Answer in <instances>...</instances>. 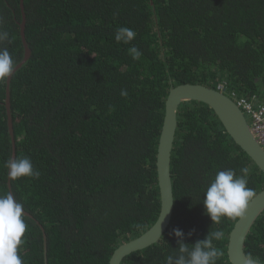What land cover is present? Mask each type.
Instances as JSON below:
<instances>
[{"label": "trees", "instance_id": "16d2710c", "mask_svg": "<svg viewBox=\"0 0 264 264\" xmlns=\"http://www.w3.org/2000/svg\"><path fill=\"white\" fill-rule=\"evenodd\" d=\"M30 59L11 79L16 156H27L37 179L10 180L11 139L0 84V196L11 193L44 228L47 264H109L116 247L145 232L160 210L156 146L170 88L201 84L264 106V0H24ZM19 0H0V44L15 65L23 56ZM135 31L128 44L118 28ZM135 46L140 56L133 59ZM126 93V94H125ZM171 161L172 219L159 241L122 264H165L184 243L214 241L230 264L228 233L236 219L212 225L203 193L221 170L247 167L248 187L264 175L221 127L214 112L182 103ZM10 182V190L7 183ZM27 225L19 255L44 264L43 237ZM191 233V235H189ZM245 253L264 264V212L245 240Z\"/></svg>", "mask_w": 264, "mask_h": 264}, {"label": "water", "instance_id": "95a60500", "mask_svg": "<svg viewBox=\"0 0 264 264\" xmlns=\"http://www.w3.org/2000/svg\"><path fill=\"white\" fill-rule=\"evenodd\" d=\"M21 22L19 23V37L23 48L21 61L15 67L14 73L5 82L4 107L7 117V128L11 139V157L15 159L16 146L11 116V101L9 85L12 76L30 59L31 49L25 35L26 14L24 12V0H19ZM197 102L208 106L221 123V127L233 140V142L248 156L255 167L264 175V151L256 142L246 119L238 107L223 93L217 89L201 84H181L170 88L164 102V116L160 135L156 146V176L159 190L160 210L155 222L142 234L128 242H124L115 248L109 264H122L127 256L142 251L159 241L169 226L173 214V190L171 178V161L176 140V127L178 126V109L180 104ZM10 190V182L7 183ZM264 212V188L260 190L250 202L244 215L236 220L228 233L226 242V255L230 264H244L245 240L256 220ZM25 216L37 224L42 232L44 264H47L45 251L47 250L46 234L42 225L34 217L24 210ZM263 264V263H260Z\"/></svg>", "mask_w": 264, "mask_h": 264}, {"label": "clouds", "instance_id": "9594fccd", "mask_svg": "<svg viewBox=\"0 0 264 264\" xmlns=\"http://www.w3.org/2000/svg\"><path fill=\"white\" fill-rule=\"evenodd\" d=\"M135 36L134 30L120 27L116 31L115 40L128 44ZM5 41H9V33L0 30V44ZM129 51L133 54V59H138L141 55L135 46ZM15 67L8 48L0 47V84L7 82L14 73ZM5 167L10 180L39 177V172L35 170L31 159L27 156L10 159ZM248 174L247 167L240 169L239 176L233 169L216 173L204 191L202 200L204 215L209 217L212 225L220 224L222 219H236L244 215L256 196V192L247 186ZM24 216V206L14 195L8 193L0 196V264H23L19 250L24 244L23 237L27 229ZM173 234L177 238L178 248L174 254L166 257L165 264H217L218 259L223 255L214 244V241L224 237L221 229L209 231L203 240H198L192 245L183 242L181 238L184 234L181 230L176 229ZM244 264H260V262L257 257L249 254L245 257Z\"/></svg>", "mask_w": 264, "mask_h": 264}, {"label": "built area", "instance_id": "2783aa9c", "mask_svg": "<svg viewBox=\"0 0 264 264\" xmlns=\"http://www.w3.org/2000/svg\"><path fill=\"white\" fill-rule=\"evenodd\" d=\"M216 89L227 95L226 86L218 85ZM233 93V92H232ZM234 95V94H233ZM238 103L244 108L243 114L246 119V125L249 126L256 142L264 151V106L257 105V101L239 100Z\"/></svg>", "mask_w": 264, "mask_h": 264}, {"label": "rangeland", "instance_id": "374dc122", "mask_svg": "<svg viewBox=\"0 0 264 264\" xmlns=\"http://www.w3.org/2000/svg\"><path fill=\"white\" fill-rule=\"evenodd\" d=\"M227 80H228L227 75H218L214 81H215V85L217 87L218 85L227 86Z\"/></svg>", "mask_w": 264, "mask_h": 264}, {"label": "bare ground", "instance_id": "6f19581e", "mask_svg": "<svg viewBox=\"0 0 264 264\" xmlns=\"http://www.w3.org/2000/svg\"><path fill=\"white\" fill-rule=\"evenodd\" d=\"M227 96V95H226ZM237 107L238 109L243 112L244 108L238 103V99L233 95L232 91H229V94L227 96ZM244 115V114H243ZM245 117V116H244ZM221 124V123H220ZM249 127V126H248ZM224 129V128H223ZM250 130V129H249ZM251 132V131H250ZM252 133V132H251ZM253 135V134H252ZM254 137V136H253Z\"/></svg>", "mask_w": 264, "mask_h": 264}]
</instances>
